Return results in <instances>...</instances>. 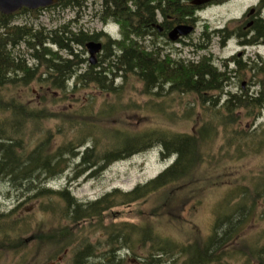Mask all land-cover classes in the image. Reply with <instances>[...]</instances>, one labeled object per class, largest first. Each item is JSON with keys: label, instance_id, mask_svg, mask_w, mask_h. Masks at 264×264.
<instances>
[{"label": "trees", "instance_id": "obj_1", "mask_svg": "<svg viewBox=\"0 0 264 264\" xmlns=\"http://www.w3.org/2000/svg\"><path fill=\"white\" fill-rule=\"evenodd\" d=\"M89 1L97 0H59L55 6L62 10L70 9L79 13ZM102 5L105 13L108 12L109 16L116 14V19L123 23L128 21L133 11V25L125 23L124 28L127 35L133 34L134 38H132V44L127 42L128 39L123 42L115 41L114 44L119 46V50L115 54L110 53L105 56L100 68H92L76 77L77 83H94L105 91L121 95L123 87L114 88V80L108 81L107 76L113 79L114 77L126 79L131 74L143 85L145 95L160 97L162 79L166 77L173 83L180 84L183 93H189L194 88V94L203 105L204 113L201 115L204 118L209 116L211 122L197 129L194 134L173 136H168L162 130L147 132L136 129L133 131L130 130L129 125L117 122L102 130L111 136L110 142L105 145L106 148L103 151L99 149L98 141L94 140L93 146L89 145L82 154L78 153L79 147H83L88 139L90 142V138L86 135L81 138L75 136L77 138L70 143L52 150L48 146L50 137H47L45 141H41L30 150L24 146L23 128L28 121L37 122L40 118H44L40 115L42 112H33L16 96L10 97L5 103L4 97L0 94V117L9 113V117L16 120L7 124L0 123V178L8 180L17 190L25 192L35 191L39 181V184H43L39 189V196L59 197V206L63 209L66 225L47 227L46 230L53 228L55 231L67 230L72 226L77 228L85 223L90 225L93 222L98 223L102 220L99 217L109 210L145 202L152 195L168 188H172L173 194H184L195 182L204 164L212 158L208 150L217 137V133L212 132L219 128L212 126L215 121L224 130L231 131V134L226 137L228 142H238L243 138L244 133L235 128L232 130L237 119L236 113L246 110L249 117L256 118L264 110V90L251 94L225 92L224 83L230 79V76L205 62L194 65V77L190 66L185 64L181 70L166 72V76L165 74L162 76L158 51L153 50L149 53L143 40V24L148 16L153 19L154 10L161 5V0H102ZM13 19L14 16L0 14V28L4 30V33L0 34V89L6 86L26 88L38 80L47 87L65 91L63 85L69 82L73 70L81 64L78 56L71 51L70 44L84 47L85 44L95 41V36L68 32L66 25L49 32L45 30L34 32L28 27L11 28L10 23ZM22 45L26 46L27 56L37 65L30 66L27 58L17 52ZM48 46H54L58 51L54 52ZM67 50L72 59L60 55L59 52ZM41 68L45 69V73L40 72ZM107 69L110 73L106 75ZM221 102L223 105L218 108ZM63 126L64 124L61 126L62 132ZM112 129H115V132ZM156 146L161 148L163 157L176 156L175 162L157 178L145 185H139L131 192L124 193L116 189L99 200L83 203L72 196L70 187L55 192L44 186L61 176L71 160L77 158L80 160L78 168H81V174L95 170L93 173L95 175L115 162L127 160ZM206 146L209 147L205 150ZM241 148L242 144L240 146L237 144L236 151L239 149L241 151ZM212 160L215 161L214 158ZM215 169L216 167L212 169V182L211 178H208L207 184H211L213 189L226 187L228 193L215 210L216 218L212 232L203 243L189 240L183 245H173L169 242L168 236H163L161 232L155 233L146 227H142V231L138 233L137 227L132 226L130 229V231L134 230L132 233L125 231L124 225L109 226L104 228L107 232V235L104 234L107 239L104 246L107 249L100 263L92 260V257L97 256L95 247L92 244L83 246L86 242L81 240L78 244L82 250L76 253L72 264H126L128 257L123 259L122 252L126 251L128 255L131 252L139 256L134 252L136 245L139 251H146L145 258H140V264H178L181 257L183 261L185 260L183 264H231L232 261L236 264H250V257L260 260L259 263L263 262L264 250L258 251L251 248L249 256V254L242 255L235 252L234 247L243 236L246 223L255 218L253 209L257 207L259 201L264 200V171L255 187L251 186L249 191L243 189L239 192L238 179L229 182L231 176H222L213 171ZM205 173L204 169L203 174ZM223 177L226 183L222 181ZM17 209L18 206L6 212L0 208V264H48L58 255L65 254L69 248H72L71 235L67 239L65 235L58 234L37 233L34 235L31 230L37 229L38 232L44 229H40V226L32 228L31 225H26V218L18 214ZM162 215L161 220H168L169 216L178 220L176 213H167V215L162 213ZM155 218L153 213L149 217L154 221ZM259 218L263 219V214ZM30 233H32L31 237L25 239V236ZM133 235L136 236L137 242ZM28 247L30 249L27 251H30L31 257L25 255L21 260L14 261L13 258L12 262H8L10 254ZM33 248L36 249L35 253ZM44 252L46 253L41 255Z\"/></svg>", "mask_w": 264, "mask_h": 264}, {"label": "rangeland", "instance_id": "obj_2", "mask_svg": "<svg viewBox=\"0 0 264 264\" xmlns=\"http://www.w3.org/2000/svg\"><path fill=\"white\" fill-rule=\"evenodd\" d=\"M256 3L257 0H232L223 8L207 11L205 17L211 20L212 27L215 28L222 26L228 19L240 16ZM101 4V0L89 1L81 12L83 18L73 25L74 28L78 29L79 25L85 24L90 31H100L102 29V23L99 19L102 15L100 13ZM79 15L80 13L73 10H62L56 6L47 10L24 11L14 16L10 27H28L33 29L34 32L42 30L49 32L61 26L69 25L71 22H77ZM115 26L110 24L106 29L110 33H114L120 28L119 25ZM1 33H4V30L0 28ZM48 47L54 52L58 51L54 46ZM146 48L148 47L146 46ZM213 51L216 55L219 54L218 56L226 58L239 50L234 44H230L225 51L219 50L215 45ZM17 52L22 53L27 58L30 66L37 65L27 56L26 46H20ZM59 53L62 57H67L64 52ZM40 72L45 73V69L41 68ZM76 80L77 78L71 81L70 86L68 85L69 89L66 91L60 89L48 90L47 86L39 83L38 80L26 88L6 86L0 89V94L4 97L5 103L10 97L16 96L27 104L33 112H42L40 115L44 118H40L37 122L28 121L23 128L22 139L27 149L35 148L47 137H50L48 146L52 150L70 143L77 137L81 138L86 135L90 138V142L88 139L83 147H79L78 153L82 154L87 146H93L94 140L98 141L99 149L103 151L106 148L105 145L110 142L111 136L102 130L117 122L129 125L130 130L133 131L136 129L147 132L162 130L168 136L194 134L197 129L205 127L211 122L209 116L204 118L201 115L204 113L203 105L197 95L194 94V106L192 105L191 95H182L177 101L165 103L161 97L145 95L143 85L131 74L126 79H118L114 84L116 88L123 87L121 95L102 91L103 89L94 83H79L82 86L80 85V88L73 90L71 85L73 86L77 82ZM254 90V93H256L258 88ZM231 91L233 94L252 93L241 91L239 87L232 88ZM214 95L216 94L214 93ZM222 105L221 102L218 108H221ZM78 114L84 116H76ZM236 115L237 119L232 130L242 131L244 133L243 138L238 142H228L226 137L231 134V131L224 130L215 121L212 126H218L219 128L217 131L212 130V132L217 133V137L211 147H205V150L209 147L208 151L215 161L210 158L204 164V168H201L195 182L189 186L188 191L184 194H173L171 192L172 188H168L152 195L145 202L109 210L99 217L102 220L98 223L93 222L91 225L85 223L77 228L72 226L67 230L55 231L54 228L51 230H46V228L59 226L60 224L66 225L67 222L64 221V213L59 206L58 196H39V189L43 186V184H39V181L35 191L25 192L17 190L8 180L0 178V208L2 211L10 212L18 206L17 213L26 218V225L29 224L32 228L40 226V229H44L40 230L42 232H37V229L31 230L34 235L37 233H43L44 235L58 234L65 235L66 239L72 236L70 238L71 244H73L72 248H69L65 254L58 255L55 260L48 264H72L76 253L82 250L78 244L81 240L86 242L83 246L92 244L95 247L94 251L97 256L92 257V260L95 263H100V259L103 258L102 255L107 249L104 246L107 240L104 237V234L107 235L104 228L109 226L124 225L125 231L132 233L134 231H130L132 226L137 227L138 233L142 231V227H146L152 229L155 233L161 232L163 236H168L170 238L169 242L173 245H183L189 240L203 243L212 232L216 218L214 212L228 193L226 187L213 189L210 186L211 184H207L206 180L208 178H211L210 181L212 182V169L216 167L213 170L216 173L222 176H231L229 182L238 179L239 192L243 189L249 191L251 186L255 187L264 171V110L256 118L249 117L246 110H242ZM212 118L214 119V115ZM15 121L9 117V113H5L0 117V123L7 124ZM63 124L64 130L62 132L61 126ZM81 126H83V130H81ZM96 130H98L97 133ZM112 130L115 132V129ZM237 144L239 146L242 144L241 151H239L240 149L236 151ZM175 160L176 156L163 157L161 148L156 146L127 160L115 162L103 172L93 175L95 170L89 173H80L81 168H78L80 160L77 158L67 163L69 166L61 176L44 186L55 192L70 187L72 196L75 199L83 203L94 202L116 189L126 193L133 191L139 185L147 184L170 167ZM212 165L213 168L211 169ZM204 169L206 170L205 174H203ZM225 180L223 177L222 181ZM193 191L194 193H191ZM183 197L186 200L185 203ZM181 205L182 207H180ZM253 212L255 218H253V221L246 223L244 234L234 247V251L242 255L249 254L250 256L251 248L258 251L264 250V200L259 201ZM152 213L156 217L155 221L149 219ZM162 213L166 215L167 213H176L178 220H175L172 216H169V221L166 219L161 220ZM261 214H263V219L259 218ZM32 233L25 236V239L30 238ZM133 236L137 242L136 236ZM28 249L30 247L10 254L8 262H12L13 258L14 261L21 260L25 255L31 257L32 255L29 254ZM35 251L36 249L33 248L34 253ZM134 252L138 253L139 256L133 255L131 252H129V255L126 251L122 252L123 259L128 257L126 264H140V258H145L146 251H139L137 245ZM184 261L181 257L178 264H183ZM259 261L250 257V264L264 263V261L261 263ZM231 264L236 263L232 261Z\"/></svg>", "mask_w": 264, "mask_h": 264}, {"label": "flooded vegetation", "instance_id": "obj_3", "mask_svg": "<svg viewBox=\"0 0 264 264\" xmlns=\"http://www.w3.org/2000/svg\"><path fill=\"white\" fill-rule=\"evenodd\" d=\"M231 2L232 0H161V5L154 10L153 19L148 16L143 24V40L149 53L153 50L158 51L162 76L163 74L166 76V72L181 70L185 64L190 66L194 77V65L205 62L230 76V79L224 83L225 92H232V88L238 87L241 91L250 93H253L255 88H258V91L264 90V0H257L254 6L238 17L228 19L222 26L212 27L211 20L205 17L207 11L223 8ZM25 10L22 9L19 13ZM81 12L77 22L66 25L68 32L93 35L96 39L92 42L100 43L102 48L96 55L95 63L91 64L90 52L86 44L84 47L70 44L71 51L78 56L81 64L73 70L69 82L63 85L65 91L69 89L71 81L80 74H85L95 67L100 68L105 56L110 53L115 54L119 50V46L114 44L115 41L123 42L128 39L127 42L132 44L134 38L133 34L127 35L124 28L125 23L133 25V11L129 15L131 19L123 23L116 19V14L109 16L108 12L105 13L101 4L102 15L99 19L102 29L98 32L90 31L85 24L79 25L78 29L74 28L73 25L83 18ZM110 22L117 23L119 30L110 33L106 29ZM230 44H234L239 51L229 57L223 58L213 51L215 45L219 50L225 51ZM64 53L67 56L64 58L72 59L68 50ZM109 73L110 70L107 69L105 74ZM107 80H114L115 84L118 79L107 76ZM80 85L76 82L71 88L77 90L82 86ZM47 89L52 88L47 87ZM182 90L180 84L164 77L160 97L165 103H169V101H177L182 95H191L194 106V88L189 93H183Z\"/></svg>", "mask_w": 264, "mask_h": 264}, {"label": "water", "instance_id": "obj_4", "mask_svg": "<svg viewBox=\"0 0 264 264\" xmlns=\"http://www.w3.org/2000/svg\"><path fill=\"white\" fill-rule=\"evenodd\" d=\"M58 2L59 0H0V13L5 16H13L23 8L35 11L52 7ZM178 32L183 34L180 30ZM86 47L90 52L91 64H94L96 55L100 53L102 45L96 42H89Z\"/></svg>", "mask_w": 264, "mask_h": 264}, {"label": "bare ground", "instance_id": "obj_5", "mask_svg": "<svg viewBox=\"0 0 264 264\" xmlns=\"http://www.w3.org/2000/svg\"><path fill=\"white\" fill-rule=\"evenodd\" d=\"M73 81V80H72Z\"/></svg>", "mask_w": 264, "mask_h": 264}]
</instances>
